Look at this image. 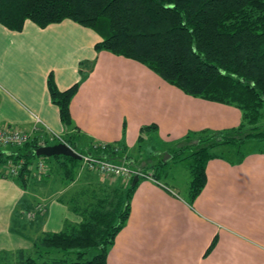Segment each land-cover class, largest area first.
<instances>
[{
    "label": "crops",
    "instance_id": "0c3cea01",
    "mask_svg": "<svg viewBox=\"0 0 264 264\" xmlns=\"http://www.w3.org/2000/svg\"><path fill=\"white\" fill-rule=\"evenodd\" d=\"M99 41L96 31L71 19L44 27L25 20L19 31L0 23V127L34 137L74 132L86 152L112 145L136 159L141 128L153 126L142 131L147 157L158 149L153 156L165 159L188 132L240 124L237 107L185 94L137 60L96 51ZM50 75L61 91L78 83L69 103L73 131L50 98ZM205 172L206 184L190 203L188 192L160 179L158 174L174 179L168 172L148 169L152 179H141L134 190L106 264H264V153L250 152L238 164L211 158ZM122 181L87 169L67 185L35 175L22 188L0 177V251H36L34 241L42 233L81 221L69 206L76 192L108 191Z\"/></svg>",
    "mask_w": 264,
    "mask_h": 264
},
{
    "label": "trees",
    "instance_id": "16d2710c",
    "mask_svg": "<svg viewBox=\"0 0 264 264\" xmlns=\"http://www.w3.org/2000/svg\"><path fill=\"white\" fill-rule=\"evenodd\" d=\"M63 19L96 31L101 37L96 51L137 60L185 94L241 111L237 127L188 132L167 149L168 158L159 157L156 163L149 160V146L142 143V131L153 126L141 128L133 152L136 159L125 148L112 145L90 146L86 152L78 146L76 133L70 132L63 140L75 151L116 163L124 160L143 175L152 167L184 164L190 175V203L206 184L205 169L211 158L238 164L250 152L264 153V0H0V23L10 30H21L25 20L44 27ZM47 85L61 122L73 131L69 103L78 83L61 91L50 75ZM38 140L33 136L21 145L6 146L11 150L0 146V168L7 167L9 161L21 165L15 176L7 168L0 171V177L13 178L22 188L35 175L55 177L64 185L75 181L81 160L36 156ZM40 158L47 164L42 175L36 170ZM133 178L113 190L76 192L69 206L81 216L79 223L42 233L34 241L35 254L22 249L0 251V264H106L108 250L126 223L131 197L144 176L138 175L135 184Z\"/></svg>",
    "mask_w": 264,
    "mask_h": 264
},
{
    "label": "built area",
    "instance_id": "2783aa9c",
    "mask_svg": "<svg viewBox=\"0 0 264 264\" xmlns=\"http://www.w3.org/2000/svg\"><path fill=\"white\" fill-rule=\"evenodd\" d=\"M32 137L33 136L30 133L19 131L10 126L0 127L1 147L21 145ZM38 139V146L48 145L50 144L49 142L53 140H58L59 142L66 143L61 136L55 133H51L50 131H48V133L45 132V134L41 133L40 135H38ZM78 154L80 155V160L83 167L89 170L96 171L103 176L120 178L124 182L128 181L133 175H140L144 176V178L152 179L149 175H143L142 173H140V171L131 169L130 167L125 165L124 162L116 163L107 160L106 158L95 156L89 153ZM20 167V163H13L10 161L7 163L8 172L14 176L18 173ZM36 170L38 175L46 174L47 164L42 158L37 161Z\"/></svg>",
    "mask_w": 264,
    "mask_h": 264
},
{
    "label": "rangeland",
    "instance_id": "374dc122",
    "mask_svg": "<svg viewBox=\"0 0 264 264\" xmlns=\"http://www.w3.org/2000/svg\"><path fill=\"white\" fill-rule=\"evenodd\" d=\"M155 153L152 152V150L149 152V159L151 160V162L156 163L158 162L155 156H153ZM124 160H122L123 162ZM164 169V171L168 172L170 176L174 177V179H170L167 178L165 180V178L161 175L158 174L160 176V179L169 183L170 185H174L176 188H178L179 192L183 195H186L187 193V186H188V182L190 179L189 176V172L184 168V166L181 165H172V164H168L162 167ZM86 169L85 167H83L82 163L79 164V171ZM160 173V172H159ZM103 176V175H102ZM103 179V178H101ZM124 182V181H122ZM127 183V182H126ZM117 188V185H113L110 187L111 190ZM30 253L35 254V251H31Z\"/></svg>",
    "mask_w": 264,
    "mask_h": 264
},
{
    "label": "water",
    "instance_id": "95a60500",
    "mask_svg": "<svg viewBox=\"0 0 264 264\" xmlns=\"http://www.w3.org/2000/svg\"><path fill=\"white\" fill-rule=\"evenodd\" d=\"M35 155L36 156H54V155H64V156H70L75 159H80V155L71 148L67 143L64 142H58L54 144H48L44 146H38L35 149ZM138 180V176L134 175L132 184H135V182Z\"/></svg>",
    "mask_w": 264,
    "mask_h": 264
}]
</instances>
